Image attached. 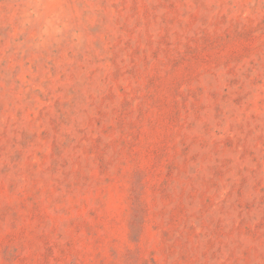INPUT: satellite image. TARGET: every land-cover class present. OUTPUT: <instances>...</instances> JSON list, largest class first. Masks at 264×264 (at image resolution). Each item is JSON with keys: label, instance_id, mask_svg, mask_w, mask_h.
I'll return each mask as SVG.
<instances>
[{"label": "rangeland", "instance_id": "1", "mask_svg": "<svg viewBox=\"0 0 264 264\" xmlns=\"http://www.w3.org/2000/svg\"><path fill=\"white\" fill-rule=\"evenodd\" d=\"M0 264H264V0H0Z\"/></svg>", "mask_w": 264, "mask_h": 264}]
</instances>
